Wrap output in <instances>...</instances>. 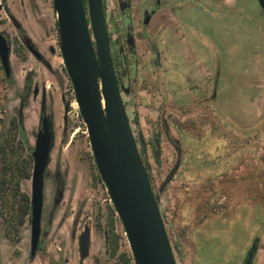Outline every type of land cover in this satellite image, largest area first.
I'll use <instances>...</instances> for the list:
<instances>
[{
	"label": "rangeland",
	"instance_id": "374dc122",
	"mask_svg": "<svg viewBox=\"0 0 264 264\" xmlns=\"http://www.w3.org/2000/svg\"><path fill=\"white\" fill-rule=\"evenodd\" d=\"M237 1L227 8L219 0L166 2L169 17L163 18L174 47H158L160 9L149 25L142 21L155 0H132L131 22L121 1L104 0L112 58L119 76L128 72L123 87L130 92H122L126 112L177 264H244V246L256 240L262 252L252 264L264 260V8L258 0ZM0 6L13 73L8 83L0 63V133L21 111L34 147L45 95L55 137L39 250L30 257L31 223L16 235L5 214L0 264H135L65 69L53 0H0ZM129 26L135 54L126 50ZM27 44L44 59H36ZM169 52L174 57L167 59ZM166 129L182 159L162 190L178 159ZM13 141L17 147L19 135ZM26 156L20 149L12 159ZM20 189L31 196L32 178L23 179ZM87 227L89 254L82 260L79 238Z\"/></svg>",
	"mask_w": 264,
	"mask_h": 264
},
{
	"label": "water",
	"instance_id": "95a60500",
	"mask_svg": "<svg viewBox=\"0 0 264 264\" xmlns=\"http://www.w3.org/2000/svg\"><path fill=\"white\" fill-rule=\"evenodd\" d=\"M258 1L264 8V0ZM120 6L123 12L129 7L122 2ZM53 8L57 14L65 69L87 127L97 169L124 227L134 262L177 264L158 197L149 178L148 164L138 150L126 112L122 92L128 93V89L117 81L104 0H86V6L84 0H53ZM128 43L133 44L130 39ZM27 47L39 60L43 59L33 45L27 44ZM0 63L5 76L11 78V45L1 30ZM40 120L41 128L32 152L31 258L36 256L41 242L45 179L55 141L45 95ZM165 133L170 139L167 129ZM174 148L178 159L161 184L162 190L172 182L181 163L182 149L177 143ZM89 243L90 229L87 227L79 238L82 260L89 254ZM256 251L255 243L246 264L252 263Z\"/></svg>",
	"mask_w": 264,
	"mask_h": 264
},
{
	"label": "trees",
	"instance_id": "16d2710c",
	"mask_svg": "<svg viewBox=\"0 0 264 264\" xmlns=\"http://www.w3.org/2000/svg\"><path fill=\"white\" fill-rule=\"evenodd\" d=\"M5 80L12 83L13 77L8 79L5 76ZM29 88L30 83H27L24 92H28ZM18 135L20 141L15 147L14 141H10ZM20 149H25L27 156L14 161L12 156ZM32 152L33 146L26 136L23 116L18 112L11 127L8 130L3 129L0 133V216L6 214L10 231H14L16 235H19L21 227L30 222L31 218V196L21 191L20 184L23 179L32 178Z\"/></svg>",
	"mask_w": 264,
	"mask_h": 264
},
{
	"label": "flooded vegetation",
	"instance_id": "af4514ba",
	"mask_svg": "<svg viewBox=\"0 0 264 264\" xmlns=\"http://www.w3.org/2000/svg\"><path fill=\"white\" fill-rule=\"evenodd\" d=\"M120 1L121 2H123L125 5H131V3H132V0H118V2L120 3ZM259 2V1H258ZM161 6H162V3H161V0H155V3H154V5H153V9L151 10V11H147L146 9L144 10V12H143V19H142V21H143V24L144 25H149L153 20H154V16H155V14L157 13V11L159 10V9H161ZM131 8V7H130ZM130 8H127L126 9V11L123 13L124 14V16L126 17V18H128L127 20L129 21V22H131L132 21V16H131V14H130ZM1 10V9H0ZM146 18H148V22L147 23H145V20H146ZM1 30V29H0ZM3 32V31H2ZM4 33V32H3ZM5 34V33H4ZM6 35V34H5ZM141 37H142V39H145L146 40V37L145 36H143V35H140ZM6 37L8 38V36L6 35ZM131 40L132 41V45H129V43H128V40ZM136 35H135V32H134V30H133V28L131 27V26H129L128 27V30H127V32H126V42H127V48H126V50H127V52H129V53H133V54H135V49H136ZM8 40H9V38H8ZM109 40H110V49H111V47H112V45H113V43H112V41H111V39H110V37H109ZM10 41V40H9ZM10 45H11V43H10ZM28 48V47H27ZM132 48V49H131ZM29 50V49H28ZM30 51V50H29ZM31 52V51H30ZM120 53H121V55L122 54H124L126 51H125V49L124 48H121L120 49V51H119ZM32 53V52H31ZM33 54V53H32ZM34 55V54H33ZM112 55V54H111ZM36 57V56H35ZM43 57V56H42ZM36 59H38L37 57H36ZM44 59V58H43ZM42 59V60H43ZM113 59V65H114V69H115V72H116V77H117V81H118V84L120 85V86H123V82L126 80V78H127V76H128V72L126 71V70H123V72H122V75L121 76H119L118 75V72H117V67H116V60H115V58L113 57L112 58ZM39 60V59H38ZM42 60H39V61H42ZM11 77H13V73H12V76ZM130 92V89H128V93ZM125 104V103H124ZM126 108V107H125ZM164 126L166 127V124L164 123ZM167 139L171 142V144L173 145V147H174V144L175 143H177V141H175L172 137H171V135H170V139L167 137ZM178 144V143H177ZM179 145V144H178ZM175 149V148H174ZM149 170V169H148ZM256 243V247H257V251H258V243H259V241L258 240H256V241H254L253 242V244L251 245V247L248 249V251L246 252V255H245V259H244V264H246V262H247V260H248V255H249V253H250V250L252 249V246L254 245ZM40 247V246H39ZM257 251L256 252H254V255H253V259H254V257H255V255L257 254ZM252 262H253V260H252ZM252 264V263H251Z\"/></svg>",
	"mask_w": 264,
	"mask_h": 264
},
{
	"label": "crops",
	"instance_id": "0c3cea01",
	"mask_svg": "<svg viewBox=\"0 0 264 264\" xmlns=\"http://www.w3.org/2000/svg\"><path fill=\"white\" fill-rule=\"evenodd\" d=\"M162 1H163L162 5H164V6H163V8H161L163 10L160 9V13H159L160 14L159 15L160 20H161V21H159V25H160L161 29H160V33L157 37L158 47H174V43H173V41L170 40L171 36L169 35V27H168L169 20L167 17L163 18L164 15L169 17V12L167 10H165V3L171 2V0H166V1L162 0ZM176 2H178V1H176ZM219 2L227 8V5H231V7L236 6L238 1L237 0H219ZM194 46H195V44L192 47H194ZM171 54H172V58L174 57L173 53L169 52L168 56L166 54V56L168 57L167 59H169V56L171 57ZM203 64H204V62H203ZM199 66H202V64L198 65L197 67H199ZM250 239H251V237H250ZM245 245L246 246H244V247H245L246 251L244 250V252L246 253L248 251V249L250 248V242H249V244L247 243ZM261 252H262V248L259 247L258 251H257V256H260ZM261 262H264V260L262 259V261H260V264H261Z\"/></svg>",
	"mask_w": 264,
	"mask_h": 264
}]
</instances>
